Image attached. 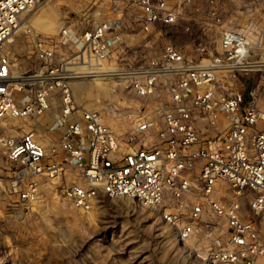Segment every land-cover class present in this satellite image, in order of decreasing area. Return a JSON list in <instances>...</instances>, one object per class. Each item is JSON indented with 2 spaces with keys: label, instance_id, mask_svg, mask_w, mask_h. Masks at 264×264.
<instances>
[{
  "label": "built area",
  "instance_id": "built-area-1",
  "mask_svg": "<svg viewBox=\"0 0 264 264\" xmlns=\"http://www.w3.org/2000/svg\"><path fill=\"white\" fill-rule=\"evenodd\" d=\"M42 1L0 0V119L49 114L53 133L47 143L31 129L0 136L18 166L11 186L18 199L34 205L43 180L83 211L100 196L128 197L156 210L207 264H264L263 85L237 84L242 73L264 69L262 30L223 25L220 0H125L128 24L120 14L89 28L65 23L49 35L25 20ZM204 17L216 27L218 48L202 39L190 49L168 41L120 72L141 101L125 112L124 125L105 120L108 107L74 100L71 82L112 74L117 47L168 25L193 32L191 23ZM19 28L38 62L28 70L7 50ZM56 95L60 104L51 114Z\"/></svg>",
  "mask_w": 264,
  "mask_h": 264
},
{
  "label": "rangeland",
  "instance_id": "rangeland-1",
  "mask_svg": "<svg viewBox=\"0 0 264 264\" xmlns=\"http://www.w3.org/2000/svg\"><path fill=\"white\" fill-rule=\"evenodd\" d=\"M124 1L43 0L26 12L25 20L38 15L35 27L49 35L65 23L89 28L97 21L120 14L128 24L125 14L130 21L132 10L124 7ZM219 9L223 25L258 26L264 39V0H220ZM132 23L137 27L136 22ZM191 26L193 32H186L179 25L156 28L144 38L136 36L128 45L117 47L110 62L115 70L104 79L108 82L106 89L102 90V83L86 77L81 80L92 82L96 94L85 95L82 102L74 96L75 101L99 110L106 106L105 120L124 125L125 112L140 107L141 101L124 86L122 72L147 61L168 41L190 49L202 39L209 48H218L211 18L204 17ZM199 28H207L209 34L202 35ZM13 39L7 50L17 65L22 70L36 66L31 37L19 28ZM239 77L237 84L245 89L261 82L258 104L264 108V69ZM52 103L51 114L59 107L58 95ZM28 122L30 118L0 119V136L17 135L27 129ZM17 169L0 147V264H207L187 250L176 230L162 221L156 210L128 197L100 196L91 210L83 211L66 202L59 187L43 180L37 202L27 207L11 190Z\"/></svg>",
  "mask_w": 264,
  "mask_h": 264
},
{
  "label": "bare ground",
  "instance_id": "bare-ground-1",
  "mask_svg": "<svg viewBox=\"0 0 264 264\" xmlns=\"http://www.w3.org/2000/svg\"><path fill=\"white\" fill-rule=\"evenodd\" d=\"M37 17L39 18L38 15H37ZM36 18H34L33 20H29V22L33 26H36L37 23H38L37 22L38 20ZM40 20H42V19L40 18ZM44 22H45V19H44ZM90 78L92 79L91 81H96V83L98 82L100 84L102 83L103 84L102 90H104V88L106 89L108 82H105L104 81V79L106 78L105 75H102V76H93V77H90ZM81 79H84V78H82V77L81 78H77V79H75L74 81L71 82V88H72L73 98L75 96L76 100H78L79 102H82L83 101L85 95L90 96V97L91 96L94 97L95 94H96V92H95L96 87L92 84V82H85V81H82ZM75 81H77V82H75ZM73 83H74V86H73L74 88L72 87ZM104 85H105V87H104ZM73 89H74V93H73ZM75 98H74V100H75Z\"/></svg>",
  "mask_w": 264,
  "mask_h": 264
},
{
  "label": "crops",
  "instance_id": "crops-1",
  "mask_svg": "<svg viewBox=\"0 0 264 264\" xmlns=\"http://www.w3.org/2000/svg\"><path fill=\"white\" fill-rule=\"evenodd\" d=\"M50 117L51 115L47 114L42 117L43 119L45 118L44 120L42 118L38 120L30 119V122H28L27 125V129L34 130L37 135L41 138V140L45 143H47L48 140L53 137V133H50L47 130L48 124L50 122ZM43 131L46 132V134H42Z\"/></svg>",
  "mask_w": 264,
  "mask_h": 264
}]
</instances>
